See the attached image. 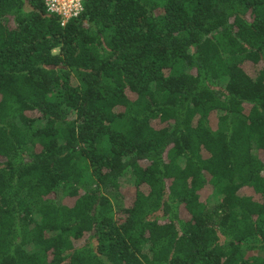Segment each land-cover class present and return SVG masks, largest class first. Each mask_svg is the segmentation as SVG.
I'll list each match as a JSON object with an SVG mask.
<instances>
[{"label":"trees","instance_id":"16d2710c","mask_svg":"<svg viewBox=\"0 0 264 264\" xmlns=\"http://www.w3.org/2000/svg\"><path fill=\"white\" fill-rule=\"evenodd\" d=\"M259 152L264 0H0V264H264Z\"/></svg>","mask_w":264,"mask_h":264},{"label":"built area","instance_id":"2783aa9c","mask_svg":"<svg viewBox=\"0 0 264 264\" xmlns=\"http://www.w3.org/2000/svg\"><path fill=\"white\" fill-rule=\"evenodd\" d=\"M48 13L55 14L64 26L83 11V0H41Z\"/></svg>","mask_w":264,"mask_h":264},{"label":"rangeland","instance_id":"374dc122","mask_svg":"<svg viewBox=\"0 0 264 264\" xmlns=\"http://www.w3.org/2000/svg\"><path fill=\"white\" fill-rule=\"evenodd\" d=\"M258 156L261 161L264 162V152H259ZM123 183V186L120 188L119 196L112 195L110 198L112 204L114 205L115 208L122 207L123 205H128L130 204L133 196H134V189L131 185L130 181H126ZM208 193L204 194L206 196ZM118 205V206H116Z\"/></svg>","mask_w":264,"mask_h":264}]
</instances>
